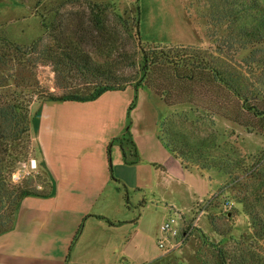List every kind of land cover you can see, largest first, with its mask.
Returning a JSON list of instances; mask_svg holds the SVG:
<instances>
[{"label":"rangeland","instance_id":"obj_1","mask_svg":"<svg viewBox=\"0 0 264 264\" xmlns=\"http://www.w3.org/2000/svg\"><path fill=\"white\" fill-rule=\"evenodd\" d=\"M37 1L0 0V93H8L9 96L4 99L18 103L20 109L27 110L29 114L34 111L39 113L43 109L44 115L48 113V119L58 117L63 110L70 109H65L66 105L57 103L41 105L40 93L89 91L93 84L99 81L92 75L65 65L54 66L53 61L46 58L43 50L50 45L51 40L46 36L47 31L42 26L41 19L44 18L49 23L57 8L60 12L76 10L87 20L90 9L95 8L93 4L105 7L106 10L100 11L99 16L107 31L114 30L120 36L117 52L122 50L128 55V58L123 59L122 52L115 54L110 60L111 69L120 78H126L134 84L144 82L138 68L139 49L136 48L138 42L134 32H137L140 44L146 49L178 50L186 53L190 61L195 62L194 65L201 61L203 65L206 63L211 67L207 70L197 69L196 65L193 67L195 78L192 90L196 103L168 105L150 86L143 84L135 91L134 86L128 85L120 90L117 99L110 103L115 107L111 125L104 122V117L94 125L91 121L92 129L89 131L81 133L73 128V131L68 132L67 137L73 143H102L106 142L104 138L111 134V138L106 142L109 143L108 147H111V143H117L126 129L130 133L132 125L147 117L149 103H153L158 106L157 111L168 109L166 116L160 118L164 125L161 136L165 140L174 132L185 131L189 147L196 150L198 145L201 146L196 143H205L202 146L208 147L218 159L228 157L236 162L230 175L214 170L200 173L193 165L186 167L179 157L171 155L161 164L168 168V171L161 174L159 170L162 167L155 171L151 165L138 168L134 166L130 169L128 166L114 167L110 157L114 173L122 172L127 178L125 182L134 189L129 191L130 198L138 195V203H142L141 199L146 201L141 210L136 209L140 208L139 204H136L132 211L136 212L135 216L142 214V230L156 234V242L163 237L159 230L160 224L174 211H163L161 207L164 203L173 204L172 208L181 213L182 224L195 223L192 234L180 247L162 250L161 256L149 264H219L216 253V248L219 247L263 252L264 119L254 112L264 111V46L240 45L231 37L232 31L252 21V12L247 11L248 14L244 17L225 18V9L232 5L233 0H114V7L121 15L119 18L110 6L112 0H41V4H37ZM135 20L137 27L134 25ZM93 31L95 32V29ZM6 40L21 46H29L38 41L36 50L23 57L7 46L4 47L5 44L2 43ZM83 46L96 62L106 60L107 54L98 55L93 46L86 43ZM175 67L181 72L185 71L182 64ZM212 67L219 69L224 81L230 83L244 99L234 95L225 83H216L212 78ZM213 105H219L224 111L235 114L241 125L216 113V106ZM92 110L81 104V115L77 117ZM114 116H120L119 121L113 119ZM163 119H166L167 124ZM68 125V128L73 127L72 122ZM51 131L55 134L58 129L51 128ZM71 132L76 136L71 137ZM63 133L65 136L66 129ZM34 134L31 132V151L28 158L16 169L18 182L13 183L12 174L8 183L9 186L23 185L28 180L44 191L47 190L46 174L39 171L37 160H40L41 154L36 151L34 144L41 141H33ZM197 137L202 138L196 141ZM25 138V135H21L18 143H22ZM174 139L180 142L178 137ZM160 141L162 142L161 139ZM51 143H63V140L54 137ZM108 153L110 156V151ZM131 158L134 159V156ZM33 159L35 167L31 166ZM191 160L193 162L195 158ZM153 171L160 173L159 177L166 180L167 188L171 189L166 201L160 203L149 191H143L142 195L136 189L138 185L152 181ZM167 174L172 176V180ZM162 191H165V186ZM7 193L6 188L0 190L2 227H8L12 223V199ZM119 261L120 259L116 263L119 264Z\"/></svg>","mask_w":264,"mask_h":264},{"label":"crops","instance_id":"obj_2","mask_svg":"<svg viewBox=\"0 0 264 264\" xmlns=\"http://www.w3.org/2000/svg\"><path fill=\"white\" fill-rule=\"evenodd\" d=\"M118 92L105 91L92 102L42 101L41 105L57 103L70 109H67L69 113L63 110L53 119H48L43 109L32 112L36 133L33 141L42 142L34 143L41 154L38 168L52 182V193L21 200L13 228L0 234V264H117L118 259L119 264H149L161 256L156 234L142 230V214L135 216L136 212L132 211L136 204L140 207L136 209L141 210L146 201L141 199L142 203H138V195L130 198L129 191L134 189L125 182L127 178L122 172L114 173L110 157L114 167L151 165L155 171L162 167L161 174L167 172L168 168L161 164L173 154L158 137V123L168 109L157 111L158 106L149 103L147 117L131 126L137 156L134 163L127 165L118 142L108 147L106 142L111 134L102 143H73L67 137L73 128L81 133L89 131L91 121L94 125L104 117V122L111 125L115 107L110 103L117 99ZM81 104L93 110L77 117L81 115ZM114 118L119 121L120 116ZM71 122L73 127L68 128ZM51 128H57L58 132L54 134ZM70 136L76 135L71 132ZM54 137L63 143H51ZM159 176L160 173L153 171L152 181L136 189L142 195L143 191H149L160 203L166 201L171 189ZM167 176L172 180V176ZM172 205L167 202L161 208L165 211Z\"/></svg>","mask_w":264,"mask_h":264},{"label":"trees","instance_id":"obj_3","mask_svg":"<svg viewBox=\"0 0 264 264\" xmlns=\"http://www.w3.org/2000/svg\"><path fill=\"white\" fill-rule=\"evenodd\" d=\"M115 3L112 0L110 6L114 8V10L112 9L113 13L121 18V15L114 7ZM37 4H41V0H38ZM92 6H95V8L93 10L90 9L87 20L84 18V15H79L80 13L76 10L60 12L58 8L55 10L54 18L49 23L42 18V26L47 31L46 36L51 40L50 45L43 51L46 53V58L48 57L53 61L54 66L65 65L89 76L92 75L95 79H99V81L93 84L89 91L66 92L62 94L51 92L40 93V101H89L96 99L105 91H120L128 85L134 86L135 91H137L138 87L146 84L164 99L168 105L196 103L192 90V83L195 78L193 67L196 65L197 69L203 68L207 70L211 68L209 65L206 63L203 65L201 61L194 65L195 62L190 61L186 53L179 52L178 50L146 49L140 44L137 32H134L136 42H138L136 48L139 49L138 68L143 75L142 81L144 82L141 83L140 81V83L134 84L126 80V78H120L116 75L115 71H112L110 66L112 61L110 60L115 54L119 55L120 52L123 53L121 55L123 59L128 58V55L122 50L117 52L120 36L114 30L107 31L102 18L99 16L100 11H105L106 8L95 4ZM247 11L252 12V21L241 26L238 30L232 31L231 37L237 40L240 45L252 44V46H255L256 44H261L264 46V0H233L232 5L225 9L224 16L225 18L244 17L248 14ZM134 25L137 27L136 20L134 21ZM93 29H95V32ZM38 40L40 41L41 39ZM36 41L32 42L29 46H21L7 40L2 44H5L4 47L7 46L8 49L13 50L16 54L25 57L26 54L36 50ZM84 43L93 46L98 51V55H102V53L107 54L106 60L96 62L91 57V53L84 49ZM201 60L203 61L202 57ZM131 62L136 64L135 61ZM177 64H182L185 71H179L175 67ZM211 70L213 71L212 78L216 83H225L228 85L227 88L235 93L234 95L239 99H244L230 83L224 81L223 74L219 69L212 67ZM173 90L176 91L173 92ZM7 96H9L8 93H0V190L6 188L8 191L9 194L7 193V195L12 199L10 205L13 207V210L11 216L12 223L8 227L0 226V234L13 228L16 212L24 197L49 196L53 188L52 182L47 178L45 180L47 190L44 191L35 187L36 185H33L28 180L23 185L15 184L9 186V177L16 172L17 167L22 162L26 161L31 151L30 138L31 132L34 134L33 121L35 115L29 114L27 110L22 111L16 102H8L4 99ZM180 96L181 98L179 99ZM214 106H216V113L241 125L240 119L235 114L224 111L219 105ZM203 108L205 109V106ZM19 110L22 114H20ZM254 113L264 119V111H255ZM165 120L163 119V121ZM20 123L21 125L19 126ZM163 128L164 125L161 120L158 123V134L163 145L173 155L181 158L183 165L186 167L191 164L200 173L210 170L225 175L232 173L236 162L228 157L218 159L214 153L209 151L208 147L202 146L205 143H196L202 146L198 145L196 150L189 147L188 143H186L185 131L174 132V134L165 140L161 136ZM21 135H25L26 138L22 143H18ZM176 137L179 138L181 143L176 142L178 141L174 139ZM198 138L202 137H197L196 141H199ZM118 140L124 162L134 163L136 161L134 160L135 156L137 155L129 130L126 129ZM132 156H134V159L131 158ZM193 157L195 158L194 163L191 160ZM216 253L219 264H264V251L252 252L249 249H241L239 251L237 249L229 250L219 247L216 248Z\"/></svg>","mask_w":264,"mask_h":264},{"label":"built area","instance_id":"obj_4","mask_svg":"<svg viewBox=\"0 0 264 264\" xmlns=\"http://www.w3.org/2000/svg\"><path fill=\"white\" fill-rule=\"evenodd\" d=\"M32 167L36 166L35 160H32ZM17 174V173H14ZM174 210L172 214L166 216L165 220L160 224L159 230L162 233V239H158L157 245L161 250H174L180 247L185 240L192 234L195 223L182 224L181 213Z\"/></svg>","mask_w":264,"mask_h":264},{"label":"clouds","instance_id":"obj_5","mask_svg":"<svg viewBox=\"0 0 264 264\" xmlns=\"http://www.w3.org/2000/svg\"><path fill=\"white\" fill-rule=\"evenodd\" d=\"M18 180H19V176H18V174H13V176H12V181H13V183L18 182Z\"/></svg>","mask_w":264,"mask_h":264}]
</instances>
